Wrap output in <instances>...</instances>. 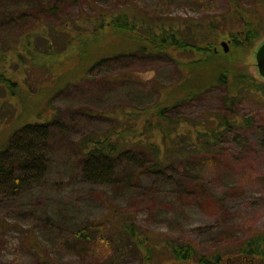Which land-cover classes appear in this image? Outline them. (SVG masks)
I'll list each match as a JSON object with an SVG mask.
<instances>
[{"label": "rangeland", "instance_id": "obj_1", "mask_svg": "<svg viewBox=\"0 0 264 264\" xmlns=\"http://www.w3.org/2000/svg\"><path fill=\"white\" fill-rule=\"evenodd\" d=\"M236 1L245 11L256 8L254 0ZM93 4L110 12L127 6L142 18L175 23L177 28L184 20L209 19L230 10L229 0H94ZM63 10L70 20L95 12L88 0H74ZM47 17L48 26L58 24L50 15ZM240 28L241 22L236 20L231 28L223 30ZM223 42L229 44L234 55L233 76L245 80L252 77L261 85L264 80L254 59L259 44L253 49H233L225 34L219 38L217 51L224 52ZM168 54L138 52L102 61L86 76L87 81L69 85L53 98L46 92L33 97L34 102L39 101L31 109L34 119L45 122L49 120L46 115L56 112L70 127L66 138L57 136L42 143L46 146L39 171L23 174L25 178L17 181L9 177L8 166L0 173V264H140L143 258L133 241H128L121 255H115L116 236L110 231L114 214L128 215L150 242L168 237L192 240L203 252L222 249L230 242L227 239L248 229L264 230V99L258 95L234 98L233 113L253 118L252 125L232 128L222 137L218 151L191 153L161 170L160 175L141 168L138 175L128 179L130 163L122 160L125 174L116 177L118 183L102 185L88 181L74 162L73 142L109 126L96 114L119 105L149 106L159 99L162 90L181 84L186 72L181 62L190 59L179 53ZM229 81L233 89L230 83L211 85L206 89L209 91L181 104L173 114L199 120L223 111L228 90H242L236 81V88L233 79ZM2 125L1 132L7 128ZM140 152L134 150L131 156L140 164L147 162L150 157ZM14 155L11 150L4 162ZM199 182L208 194L195 191ZM187 188L193 192H187ZM98 222L106 223L96 238L101 237L78 251L71 242L72 234L78 227Z\"/></svg>", "mask_w": 264, "mask_h": 264}, {"label": "trees", "instance_id": "obj_2", "mask_svg": "<svg viewBox=\"0 0 264 264\" xmlns=\"http://www.w3.org/2000/svg\"><path fill=\"white\" fill-rule=\"evenodd\" d=\"M73 1L0 0V127L7 126L0 130V173L8 166L9 177L17 181L25 178L23 174L39 171L46 146L42 143L68 136L70 126L56 112L46 115L49 120L45 122L33 118L32 110L39 102H34L35 95L46 92L53 98L69 85L87 81L86 76L102 61L138 52L179 53L190 60L181 62L186 70L181 84L162 90L153 104L142 108L119 105L96 114L109 122L108 128L86 133L73 142L74 162L88 181L118 183L116 177L125 174L122 160L130 163L128 179L138 175L141 168L160 175L161 170L185 160L191 153L218 151L222 137L232 128L253 124V118L233 113L234 98L245 94L264 99V81L258 85L255 78L233 76L234 55L217 51L216 45L225 34L233 49H253L258 45L264 37V0H254L256 8L250 11L255 13L245 11L236 0H229L228 14L184 20L178 28L175 23L142 18L127 6L116 12L103 10L93 4L94 0H88L93 14L83 13L70 20L63 9ZM47 15L58 24L48 26ZM236 20L241 22L239 30H223L231 28ZM14 66L15 71L11 70ZM229 79H233L234 88L238 83L242 90H228L223 111L206 114L199 120L173 114L175 108L202 96L211 85H227ZM11 150L15 155L4 162ZM134 150L150 158L140 164L131 156ZM17 172H21L20 176ZM204 187L199 182L195 191L208 194ZM187 192L193 190L187 188ZM114 221L110 231L116 236L115 255H121L128 241H133L143 258L140 264H264V230L248 229L227 239L230 242L222 249L203 252L192 240L168 237L150 242L126 214H114ZM105 224L78 227L71 242L80 251L88 243L98 241V231Z\"/></svg>", "mask_w": 264, "mask_h": 264}, {"label": "water", "instance_id": "obj_3", "mask_svg": "<svg viewBox=\"0 0 264 264\" xmlns=\"http://www.w3.org/2000/svg\"><path fill=\"white\" fill-rule=\"evenodd\" d=\"M222 46L224 48V52L228 53L229 52V44L227 42H223ZM254 59L257 67V72L264 80V40L258 45L254 52Z\"/></svg>", "mask_w": 264, "mask_h": 264}]
</instances>
